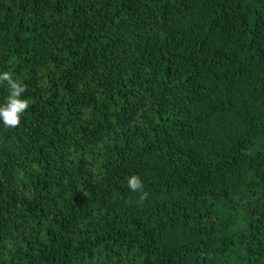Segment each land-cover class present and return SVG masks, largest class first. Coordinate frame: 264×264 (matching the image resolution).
<instances>
[{"label":"trees","instance_id":"1","mask_svg":"<svg viewBox=\"0 0 264 264\" xmlns=\"http://www.w3.org/2000/svg\"><path fill=\"white\" fill-rule=\"evenodd\" d=\"M0 70V264H264V0H0Z\"/></svg>","mask_w":264,"mask_h":264},{"label":"clouds","instance_id":"2","mask_svg":"<svg viewBox=\"0 0 264 264\" xmlns=\"http://www.w3.org/2000/svg\"><path fill=\"white\" fill-rule=\"evenodd\" d=\"M0 87H5L6 96L0 101V126L15 128L21 124L22 117L30 107V100L25 97L26 85L11 71L0 70ZM130 191L137 192L143 188L138 175L127 178Z\"/></svg>","mask_w":264,"mask_h":264}]
</instances>
